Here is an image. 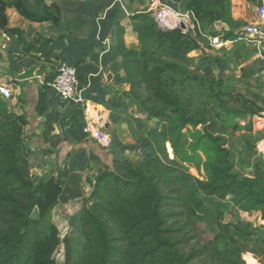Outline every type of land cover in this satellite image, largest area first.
<instances>
[{
	"label": "trees",
	"instance_id": "16d2710c",
	"mask_svg": "<svg viewBox=\"0 0 264 264\" xmlns=\"http://www.w3.org/2000/svg\"><path fill=\"white\" fill-rule=\"evenodd\" d=\"M160 1L192 14L201 26H222L223 42L243 41L230 0ZM8 8L30 22L60 23L58 8L47 7L45 0H0L1 34L8 25ZM132 24L138 49L127 48L120 27L113 54L121 59L129 85L124 96L155 127L144 143L149 147L143 160L123 158L99 172L81 216L83 235L70 229L62 240L49 222L62 185L53 177L38 180L32 175L31 152L23 139L28 121L0 96V264H58L55 253L62 245L64 264H245L244 246L264 244L259 240L264 228L221 220L229 201L247 213H259L264 221V157L255 159L249 173L236 170L242 151L229 136L239 125L230 128L213 107L225 97L242 102L252 117L264 108L240 92L226 91L230 89L223 80L204 79L187 68L188 53L198 47V39L207 38L200 29L194 36L162 30L151 12L134 14ZM21 44L25 54L51 57L50 42L34 46L22 39ZM203 85L210 92L206 100L197 94ZM48 90L47 83L39 90L40 115L47 108ZM195 206L200 214L187 217ZM205 221H215L218 228H202L199 223Z\"/></svg>",
	"mask_w": 264,
	"mask_h": 264
},
{
	"label": "crops",
	"instance_id": "0c3cea01",
	"mask_svg": "<svg viewBox=\"0 0 264 264\" xmlns=\"http://www.w3.org/2000/svg\"><path fill=\"white\" fill-rule=\"evenodd\" d=\"M230 1L232 18L241 25L240 29L246 23H256L253 14L256 16L258 7L264 4V0ZM45 5L58 8V26L52 22H30L14 8L7 9L8 25L0 33V84L13 93L6 100L9 108L28 121L23 139L31 152L32 174L42 180L53 177L62 185L63 192L52 215L59 217L61 225H67L62 228H75L81 227V216L99 172L113 168L115 161L132 159L135 151L143 153L149 147L144 145L148 132L140 129L139 135L133 126L134 121L144 118L138 116L137 107L124 96L129 85L121 59L113 54L118 29L125 30L127 48L138 49V35L132 24L134 14L167 10V17L177 19L184 13L160 0H45ZM22 39L34 46L50 42L51 57L25 54ZM60 63L76 68L81 101L62 100L49 88L47 108L40 115L36 111L39 90L45 83L49 87ZM32 66L40 68L34 79L15 80L23 69ZM86 125L102 128L111 139V147L104 149L85 135ZM136 136H140L139 140ZM261 140L264 145V136ZM248 214L254 217V228H264L259 213ZM246 257L260 264L253 254L247 253Z\"/></svg>",
	"mask_w": 264,
	"mask_h": 264
},
{
	"label": "rangeland",
	"instance_id": "374dc122",
	"mask_svg": "<svg viewBox=\"0 0 264 264\" xmlns=\"http://www.w3.org/2000/svg\"><path fill=\"white\" fill-rule=\"evenodd\" d=\"M146 12L150 11L146 10ZM151 13L155 19L154 15L155 13H158V9L156 12ZM253 15L255 18V14ZM170 16H166L167 19H165L168 27L158 21L157 23L159 28L165 31L179 29V24L176 23L177 19ZM256 21L257 20L255 18L253 22ZM247 25L248 23L244 24L242 27L244 28ZM222 29L223 27L218 25H200L201 32L207 34V38L198 39V47L188 53L187 57L190 60L187 62V68L204 79L215 81L223 80L230 89H227L226 91H230L234 94L240 92L242 98L253 100V102L257 105L264 108V44L258 46L256 40L253 38L244 39L243 41H238V43L235 44H232L231 42H223L221 34ZM241 29L240 27L238 28V30ZM215 34L219 35L214 37ZM194 35L195 34L192 36ZM209 93L207 85L198 86L197 94L200 100H206ZM223 102H227V104H225V107H222L223 109H221L219 106L222 105ZM213 108L214 114H219L227 120L230 124V128H233L236 124L239 125L238 131H236L233 136L230 135L229 139L233 141L236 150L242 151V154H237L236 159L239 162L243 160V162L236 166V170L242 174L249 173L255 159L258 157H264V145L261 144L262 140H260L264 136V113L254 117L250 114L247 115L245 113H250V108H245L243 103L240 101H228L225 97H222V102H216L215 107ZM241 114H245L246 116L240 117L239 115ZM133 126L136 128V132L140 135V129H144L145 133H149V131L155 127V123L144 119L134 121ZM249 127L252 128L250 131L251 133H249ZM247 134H250L249 137H247ZM139 138L140 136H136V140H139ZM145 157L146 156L143 155L142 151H135L132 156V160L139 162ZM190 171L194 176L201 178V175L197 171L193 169ZM33 176L35 177V175ZM35 178L42 180L37 177ZM186 189L187 188L185 187L183 188L184 191H186ZM201 210L200 206L192 207L186 212L187 217L193 218L197 214H200ZM221 220H223V223L225 224H237L240 227H251L247 229H256L253 228L254 217L229 201L227 208H225V214L221 216ZM50 221L54 225L58 224L59 232H67L68 230L73 229L78 234H84L82 225L81 227L75 225V228H62L67 225H61L58 222L59 217L57 215L51 214L49 222ZM216 224L217 223L215 221H205L204 223H199L202 228L208 229L212 226L213 228H218ZM216 233L221 234L222 232L217 229ZM225 235L227 237L234 236V234L231 233H226ZM259 238V240H263L264 242V230L261 231ZM244 250L245 253L243 254V260H245L247 253H250L246 251H254L257 255V257H254L260 264H264V244L259 245V243L255 244L251 242L250 244H246L244 246ZM55 259L58 264H64L65 248L63 245L55 253ZM245 264H247L246 261Z\"/></svg>",
	"mask_w": 264,
	"mask_h": 264
},
{
	"label": "built area",
	"instance_id": "2783aa9c",
	"mask_svg": "<svg viewBox=\"0 0 264 264\" xmlns=\"http://www.w3.org/2000/svg\"><path fill=\"white\" fill-rule=\"evenodd\" d=\"M154 12H156V10H154L153 13ZM166 12L167 10H158V13H155L154 17L157 22L159 21L161 24L167 26L164 19L166 18ZM256 18V23L245 26L241 29L240 35L243 40L248 38L255 39L257 45L261 46L264 44V4H261L258 7ZM176 23L179 24V29L184 35L192 36L197 29H200L198 21L190 13L178 15ZM79 84L80 82L76 68L66 63H60L57 70L54 72V78L49 85V88L52 93L62 100L79 103L81 101L78 91ZM0 96L4 100H9L12 98L13 93L6 85L0 84ZM84 133L93 139L100 147L104 149H109L111 147V139L103 132L102 128L86 125L84 127ZM65 235L66 232H60L62 240Z\"/></svg>",
	"mask_w": 264,
	"mask_h": 264
},
{
	"label": "water",
	"instance_id": "95a60500",
	"mask_svg": "<svg viewBox=\"0 0 264 264\" xmlns=\"http://www.w3.org/2000/svg\"><path fill=\"white\" fill-rule=\"evenodd\" d=\"M106 57H110V54H106ZM38 66H32L31 68L28 69H23L21 73L16 75L15 80L17 81H26V80H31L36 77L37 72L39 71ZM107 74L109 73V70L106 72Z\"/></svg>",
	"mask_w": 264,
	"mask_h": 264
},
{
	"label": "bare ground",
	"instance_id": "6f19581e",
	"mask_svg": "<svg viewBox=\"0 0 264 264\" xmlns=\"http://www.w3.org/2000/svg\"><path fill=\"white\" fill-rule=\"evenodd\" d=\"M164 19H166V18H164ZM245 260H247V261H246V262H247V264H255V262H254L253 258L246 257V258H245Z\"/></svg>",
	"mask_w": 264,
	"mask_h": 264
}]
</instances>
